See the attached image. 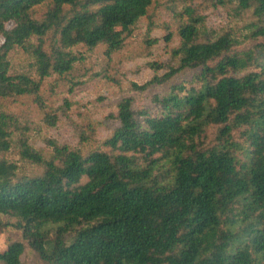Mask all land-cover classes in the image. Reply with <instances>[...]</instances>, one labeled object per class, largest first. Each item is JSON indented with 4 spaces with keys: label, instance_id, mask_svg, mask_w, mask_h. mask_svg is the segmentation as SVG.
<instances>
[{
    "label": "trees",
    "instance_id": "trees-1",
    "mask_svg": "<svg viewBox=\"0 0 264 264\" xmlns=\"http://www.w3.org/2000/svg\"><path fill=\"white\" fill-rule=\"evenodd\" d=\"M108 26L139 64L79 98ZM0 234V264H264V0H0Z\"/></svg>",
    "mask_w": 264,
    "mask_h": 264
},
{
    "label": "rangeland",
    "instance_id": "rangeland-1",
    "mask_svg": "<svg viewBox=\"0 0 264 264\" xmlns=\"http://www.w3.org/2000/svg\"><path fill=\"white\" fill-rule=\"evenodd\" d=\"M122 26H108L101 29L102 41L94 48L93 53L86 57L83 61L76 62L75 66L77 71L80 72L82 83L77 88L76 95L82 99H92L98 96V94L105 93L110 96L113 101L118 100V92L109 89L107 86L106 80L102 75L96 74L98 71H103L112 75L115 72L118 65L119 59L122 60V66L125 67H136L139 63V59H124V56L127 54L126 49L110 51L108 53L107 41L111 39L114 30L120 29ZM74 37L77 41L82 43L84 36L81 31H76ZM87 68V69H86ZM77 71L75 70L76 74ZM85 72V73H84ZM146 77V72L141 70L139 73L131 76L136 82H142ZM127 87V84L122 81ZM118 89L117 86H114ZM7 247L6 236L0 234V250L4 251ZM25 264H43V260L39 255L34 252L31 248L27 247L26 252L23 255Z\"/></svg>",
    "mask_w": 264,
    "mask_h": 264
}]
</instances>
